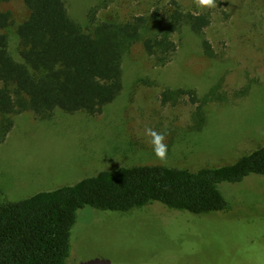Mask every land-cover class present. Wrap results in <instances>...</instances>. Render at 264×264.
Instances as JSON below:
<instances>
[{"label":"rangeland","instance_id":"obj_1","mask_svg":"<svg viewBox=\"0 0 264 264\" xmlns=\"http://www.w3.org/2000/svg\"><path fill=\"white\" fill-rule=\"evenodd\" d=\"M171 0H64L72 18L84 22L97 7L101 20H128ZM185 11L208 13L205 54L202 36L186 27L178 49L158 65L138 42L123 61V89L101 112L56 109L42 119L32 110L14 116L0 142V204L74 184L101 170L164 165L197 171L236 162L264 145V0H217L199 9L195 0H177ZM17 23L28 11L22 0L0 3ZM19 57L16 27L8 30ZM229 101L206 104V123L195 113L214 85ZM1 86V82H0ZM249 86L248 93H234ZM168 89H192L164 101ZM200 98V99H199ZM151 128L165 135L167 160L155 156ZM198 129V130H197ZM231 203L225 211L194 214L153 202L129 212L79 209L69 264H264V176L224 182Z\"/></svg>","mask_w":264,"mask_h":264},{"label":"trees","instance_id":"obj_2","mask_svg":"<svg viewBox=\"0 0 264 264\" xmlns=\"http://www.w3.org/2000/svg\"><path fill=\"white\" fill-rule=\"evenodd\" d=\"M22 1L28 15L19 23L11 9L0 10V142L20 112L32 110L42 119L50 118L56 109L101 112L122 91L123 61L138 42L156 64L166 65L178 49L175 36L188 27L202 36L205 54H214L204 37L211 16L185 11L177 0L128 20H101L95 7L84 22L70 16L64 0ZM13 27L19 35V57L10 49L8 30ZM220 87L214 85L201 97L195 113L199 129L206 123V104L229 101ZM248 89L236 91L234 97L245 96ZM184 93L197 96L192 89H168L163 98L167 102ZM250 175L264 176V145L231 164L197 171L164 165L121 166L2 203L0 264H69L78 211L87 206L129 212L160 202L194 214L228 210L231 203L220 185Z\"/></svg>","mask_w":264,"mask_h":264},{"label":"clouds","instance_id":"obj_3","mask_svg":"<svg viewBox=\"0 0 264 264\" xmlns=\"http://www.w3.org/2000/svg\"><path fill=\"white\" fill-rule=\"evenodd\" d=\"M195 3L199 9L210 10L217 7V0H195ZM145 134L151 137L150 143L152 145L155 156L161 161L167 160L168 147L164 143L165 135L158 133L157 131L147 128Z\"/></svg>","mask_w":264,"mask_h":264}]
</instances>
